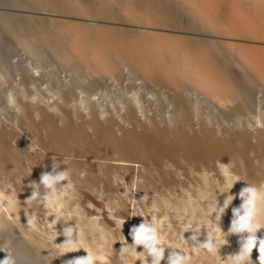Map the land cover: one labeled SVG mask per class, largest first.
I'll return each mask as SVG.
<instances>
[{
    "label": "bare ground",
    "instance_id": "obj_1",
    "mask_svg": "<svg viewBox=\"0 0 264 264\" xmlns=\"http://www.w3.org/2000/svg\"><path fill=\"white\" fill-rule=\"evenodd\" d=\"M2 116L44 136L70 125L114 144L129 130L151 138L167 134L207 146L216 160L238 162L240 156L249 175L264 182V0H0V123L7 125ZM16 135H0L3 167L15 162L19 147L27 149ZM243 198L250 224L245 229L224 219L237 232L214 233L212 247L219 243L223 250L216 264H264L258 251L264 186ZM18 212L16 220L0 208L6 250L0 259L8 254L15 264H81L74 240L39 241L26 233V212ZM54 217L59 235L68 221ZM250 237L257 238L251 257ZM102 240L82 242L93 264H160L120 258ZM233 246L239 255L231 254Z\"/></svg>",
    "mask_w": 264,
    "mask_h": 264
},
{
    "label": "rangeland",
    "instance_id": "obj_2",
    "mask_svg": "<svg viewBox=\"0 0 264 264\" xmlns=\"http://www.w3.org/2000/svg\"><path fill=\"white\" fill-rule=\"evenodd\" d=\"M2 118L7 125L0 123V135L8 130L12 138L13 133H18L16 139L27 149L24 153L19 147L11 166L3 167L0 161V208L5 214L12 212L16 220H19L18 210H24L29 227L26 233L39 241L50 244L52 238L68 243L74 240L76 246L79 245L76 249L81 264L92 263L85 244L91 243L93 237L103 239V245L115 250L123 259L160 264L221 263L219 258L223 250L219 243H216L219 248L214 249V233L224 232L229 236L237 232L224 219L231 225L241 226V217H250L243 196L247 191L264 186L263 180L249 175L244 158L238 156L235 163L227 158L216 160L212 152L208 153L207 146H194L167 134L159 133L151 138L144 131L129 130L114 144L97 133L91 135L73 130L70 125L54 128L44 136V132H32L11 117ZM1 156L0 146V159ZM42 173L53 177L67 173V176L54 181L50 188L39 183ZM86 186L90 189H85ZM54 216L68 221L63 233L59 234L61 237L55 234ZM261 224L264 225L263 220ZM87 229L93 235L82 236V231ZM239 232L244 234L245 230L239 229ZM230 251L240 254L235 246Z\"/></svg>",
    "mask_w": 264,
    "mask_h": 264
},
{
    "label": "clouds",
    "instance_id": "obj_3",
    "mask_svg": "<svg viewBox=\"0 0 264 264\" xmlns=\"http://www.w3.org/2000/svg\"><path fill=\"white\" fill-rule=\"evenodd\" d=\"M67 176V173H62L58 176H51L49 173H42L40 177V183L45 184L46 186L51 187L54 181L64 179ZM243 191V190H242ZM248 227V218L247 217H241V228ZM257 238L256 237H250L248 240V243L246 245V248L248 250L249 256L251 257V252L256 246ZM0 251L6 252V250L0 246ZM258 251L262 254H264V239L259 240V249ZM0 264H15V260L10 255L6 254L3 259H0ZM90 264V262H89Z\"/></svg>",
    "mask_w": 264,
    "mask_h": 264
}]
</instances>
